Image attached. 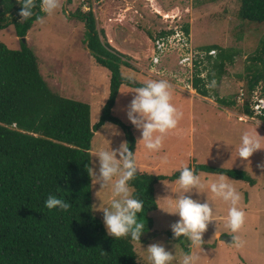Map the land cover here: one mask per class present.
Listing matches in <instances>:
<instances>
[{
	"label": "trees",
	"instance_id": "16d2710c",
	"mask_svg": "<svg viewBox=\"0 0 264 264\" xmlns=\"http://www.w3.org/2000/svg\"><path fill=\"white\" fill-rule=\"evenodd\" d=\"M21 22L18 0H0V29L13 24L20 47L10 49L0 42V264H141L131 237L115 239L107 234L103 218L92 210L91 142L94 132L106 122L119 126L134 153L136 138L132 125L113 114L121 84L141 87L144 84L122 75L121 67H131L125 57L107 41L98 29L94 12L77 7L70 16L84 23L85 42L95 61L109 71L108 96L101 114L91 123L90 105L86 101L60 95L52 90L41 74L36 55L26 40L36 15ZM238 16L248 21L264 22V0H239ZM184 28L188 30L187 23ZM218 48L208 82L218 80L224 64L232 62L234 54ZM258 61L246 69L250 80L246 85L244 110L251 113L248 100L259 82L264 83V36L258 52L251 58ZM215 68V71H214ZM215 80V81H216ZM193 85L202 95H208L205 82L194 77ZM264 91V86L262 85ZM220 104L234 101L216 97ZM264 121V117L261 118ZM190 167V166H189ZM143 169L129 181L133 196L144 202L138 218L145 222L142 241L148 238L150 213L157 209L155 186L161 180H176L180 169L167 174ZM191 168V167H190ZM196 173L224 174L254 184L245 171L208 164H196ZM55 196L71 204L68 211L47 209L45 201ZM172 240L186 249V237ZM185 242V243H184Z\"/></svg>",
	"mask_w": 264,
	"mask_h": 264
},
{
	"label": "rangeland",
	"instance_id": "374dc122",
	"mask_svg": "<svg viewBox=\"0 0 264 264\" xmlns=\"http://www.w3.org/2000/svg\"><path fill=\"white\" fill-rule=\"evenodd\" d=\"M144 2L145 0H60V7L58 9L51 15L45 13L42 16L45 21L43 24L38 23L37 20L34 21L32 27L28 31L26 40L36 55L39 70L47 81L48 86L60 95L69 98L78 99L79 97H76L77 93L80 96L79 99H84V101L92 100L94 96L98 98L100 91L94 90V96H92L93 94L89 88L92 83L91 77L96 75L93 67L99 65L95 62V59L92 60V55L89 54L90 52L87 50L88 48H86L87 45L86 47L84 46V23L70 15L77 7H80L82 11L91 9L94 12L95 19H97V28L101 27L100 19H106L107 16H109V20L111 18H116L115 20L120 18L125 25L130 22L131 15H135L136 19H133L132 23L138 28L144 29L150 35H153L166 27V22L161 19V16L156 14L153 10L155 8L150 6L149 1ZM153 3L160 9L159 12L172 9L180 12L182 20L188 25L189 38L193 46L209 50L204 48V46L216 44L223 49H230L233 52V61L224 64L222 76L218 80L213 79L216 80V87H208L207 89L208 96H211L218 104L220 103L215 99L217 96L223 97L229 101H234L238 87L243 86L245 89L250 80V73L246 68L251 64H255L258 67V61H253L251 58L257 54L259 44L264 36V22L248 21L240 18L238 16L239 0H155ZM84 5H86L88 9H84ZM160 5L161 7H159ZM0 42L4 43L10 49H17L20 47L19 38L15 34L13 24H9L0 29ZM137 43L139 45L138 41ZM139 47L142 49L141 46ZM215 49L217 56L219 49ZM214 60L215 59H213V62ZM175 61V54H172L169 59L164 60L163 66L166 67V71L176 67ZM145 62L146 65L149 63L146 57ZM63 66H66L68 71L73 70L81 75L79 81L73 82L74 84L72 85L70 81H68L69 78L65 77V79H62L61 74L63 73ZM209 66L213 69V63ZM132 68L135 70L134 66ZM127 71L131 72V70ZM126 74L129 75L128 72H125V75ZM143 75L146 76L147 74ZM164 77L170 80L168 76H162V78ZM97 79L104 80L101 76H98ZM131 79L135 81L134 78L131 77ZM211 82L209 81L208 84ZM94 84L95 86H100L101 82L94 81ZM258 84L264 86L262 82ZM179 91L181 92V90ZM102 106L91 102L90 107L92 108H90V113L95 122L98 121ZM181 106L185 105L182 104ZM226 106L232 110H236L238 114L241 112V106L236 102L231 106ZM123 109H125L123 105L120 107L116 106L113 109V114L118 116L125 123L133 126V133L137 140L138 138H142L141 131L136 129L128 119V116L122 113ZM236 117L237 116H233L234 120L237 122L238 119ZM187 120V117L183 113V117L179 121L177 127H179L180 124L184 126ZM208 121L210 122L208 123ZM222 122L224 123L221 118L218 120L215 118L211 119L207 114H204L203 117H196V126H203L205 129L209 127L206 129V132L203 129L199 132L200 135L198 136L200 137L195 145V150L198 151L197 155L187 159L185 149V146H187L186 141L176 142L177 144L180 143L179 147H176L172 153L166 155V162L164 160L162 168L164 172L183 168L185 164L194 168L196 161H198V163L201 164L245 170L256 182L255 188L251 189L253 196L251 204H248L249 198L243 184L244 180L234 179L225 175L238 191L241 189L240 195H242L243 199L240 200L239 207L246 212V220L244 226L239 232L234 233V235L240 236L242 241L243 238L245 239V249L238 250L233 244L234 240L225 241L219 239L217 243L219 245H224L222 247L214 244L216 243V239L213 237L212 232L216 229L217 225L220 226L224 236L229 237L233 235L230 228L226 227L225 222L227 214L223 212L214 213L216 221L208 225L207 231L203 234L204 243L201 248L192 249L190 247V241L189 244H185V248L188 249L189 252L194 250L200 255L199 264H264V169L258 166L264 163V149L259 150L258 153H254L249 160H241L238 158V152L233 155L230 152H224L221 146L223 143L225 144L221 139L223 135H221L220 132L222 133V131L219 132L217 130L222 128ZM238 122L242 126L240 125V128H237V131L231 134V143H237L235 144V146H238L237 149L242 143L241 136L245 132L244 129H246L243 123H247L248 126L256 125L252 121L239 120ZM108 124L119 130L121 135L118 131L107 130L108 134L104 136L109 137L110 143L106 144L107 140L105 141V138L99 137L100 133H95V136L92 138L90 152L92 161H95V163H92V167H94L97 172L99 170V158L93 156L94 153L100 149H117L120 144L125 141L123 130L113 123L108 122ZM260 126H262L261 124H259L258 127L264 129V126ZM201 132H205L208 138H212L213 134L211 133L214 132V136L208 142V139L201 136ZM101 140H103V145L100 143ZM172 140L173 138L171 139V136L165 135L163 147L159 151H152L150 158H160L164 155L166 153L164 151L165 146L172 143ZM203 142L205 144H203ZM138 150V160L144 157L147 159L149 158L150 152L148 153L146 151V147L140 145ZM140 162L141 164H146L144 161ZM198 174L201 175L204 180L206 179L205 176L208 177L207 181H215L220 175L217 173L210 174L204 171H200ZM165 183L159 182V187L164 190L162 192H155L157 205H160V207L149 214L152 222H150L148 238H146L145 241L140 240V242H135L136 251L139 255L141 264H151V261L148 259L149 254L146 250L148 246L153 243H162L166 250L171 251L173 255L177 254V259H179L181 253H186L181 244L172 240L170 237V234H173L170 226L178 221L180 217L178 214L168 213L175 211L174 197L178 198L179 195H183V192L177 185L176 192L172 193L171 188L173 182L165 181ZM99 189L100 185L97 184L92 186L91 181L92 197L94 203L97 205L102 203L96 196V192L99 191ZM202 191L205 192L204 189H202ZM172 195L174 196L173 199L171 197ZM185 195L191 196V198L199 200L201 203L207 202L208 199V196L205 197L202 192L198 193L195 190L190 193H185ZM100 197L105 206H108L113 198L109 190L101 192ZM209 202L213 204L214 210L218 209L224 211L230 207L228 203L215 196ZM243 203L246 204V206H243ZM96 212L103 218L102 212ZM172 264H177V261L174 260Z\"/></svg>",
	"mask_w": 264,
	"mask_h": 264
},
{
	"label": "clouds",
	"instance_id": "9594fccd",
	"mask_svg": "<svg viewBox=\"0 0 264 264\" xmlns=\"http://www.w3.org/2000/svg\"><path fill=\"white\" fill-rule=\"evenodd\" d=\"M18 3L22 4V9L18 13L21 22L28 21L34 15L33 9L37 7L35 0H18ZM59 7L60 0H41L39 6L41 12L48 15ZM36 16L38 23L45 22L42 16ZM207 87L215 88L216 81L213 80ZM171 88L172 85L166 80L149 79L144 81L143 86L133 91L136 95L128 105L127 116L136 129L141 131L142 138H138L137 146L143 145L150 151H159L163 147L165 135L178 126L183 113L172 103ZM105 127L114 128L110 125ZM241 140L238 148V158L241 160H249L255 152L264 149V136L257 131H245ZM93 156L99 158V170L97 172L94 167H88L87 170L92 186L100 185L96 196L102 203L99 205L94 203L92 210L103 213V221L109 236L115 239L130 236L132 241L140 242L146 225L143 219L138 218V214L144 211V202L134 198V189L129 184L138 172H143L137 164L136 155L130 151L128 142L123 141L119 148L100 149ZM258 166L264 169V163ZM176 183L183 195L174 199L175 211L168 212L178 214L180 217L170 226L174 238L186 237L192 249L201 248L204 243L203 234L207 231L208 225L216 221L214 207L209 199L201 203L185 195L193 190L201 193L202 189L208 188L215 197L230 205L225 223L232 233L239 232L244 226L246 212L239 207L241 195L225 175L220 174L217 180L205 182L194 168L185 164ZM105 190H109L113 197L108 206L104 205L100 197V193ZM45 207L50 210L59 208L68 211L71 204L50 195L45 201ZM232 236L233 244L237 248L243 247L244 242L240 236ZM146 251L151 264H172L174 260L177 264H199L200 261V255L194 250L181 253L177 259V254L173 255L171 251L166 250L162 243L150 244Z\"/></svg>",
	"mask_w": 264,
	"mask_h": 264
},
{
	"label": "crops",
	"instance_id": "0c3cea01",
	"mask_svg": "<svg viewBox=\"0 0 264 264\" xmlns=\"http://www.w3.org/2000/svg\"><path fill=\"white\" fill-rule=\"evenodd\" d=\"M148 1L150 2V6L155 8V9H153L155 12L157 10L158 11L160 10V9H158L157 5H155V3H153V1L155 2V0H145V2H148ZM159 7H161V5ZM172 10L174 11V9H172ZM168 11L170 12V10H168ZM168 11H162V12H168ZM115 19L116 18H111L109 20V16H107L106 19L105 18H103L102 20L100 19L101 27L98 29H102L104 31L105 37H106L107 41L109 42V44L111 45V47H113L116 51L120 52L121 54L126 55V56H124V59H126L125 57H128L127 61L131 64V67H121L122 75L124 76L125 72H128L129 75L126 74L125 76L130 77V78L132 77L135 79L136 82L142 83V84H144L145 80H149V79H151V80H166L169 84L172 85V88H171V92H172V96H173L172 103L179 110H181L188 119L184 126L182 124H180L179 127H176L175 129L169 130V132L166 134V136H171V139L173 138V140H172L173 142L170 143L169 145L165 146L164 151L166 153L164 155H162L160 158L159 157L158 158H156V157L150 158V154L152 151H150L146 148V151L148 153L150 152L149 158L147 159L146 157H144L143 159L138 160L139 146H137V138L135 137L136 138V147H135L134 154L136 155V161H137L138 166L143 167V168H148L152 171L163 173V174L169 173V172H164L163 171L164 169L162 168V166H163V162L165 160L166 155H169L170 153H172V151L176 147L177 148L179 147L180 143L177 144L176 142L186 141L187 146H185V149H186L187 159L195 157L197 155V152H198L195 150V145L198 142L197 141L198 138L200 137V136H198V135H200L199 132L202 131V129L206 132V129L209 128L208 127L205 129L203 126H201V127L196 126L195 125V118L196 117H203L204 114L209 115V117L211 119L215 118L216 120H218L221 118L224 121V123L222 122L223 123L222 128L217 129L219 132L222 131V133L220 132V134L223 135L221 137V139L223 142H225V144L223 143V145H221V146L223 147L224 152H230L232 155L236 154L238 152V149H237L238 146H235V144H237V143H233V142L231 143V139H232L231 134L236 132L237 128H240V125H241L238 122L239 121L238 112L236 110H232L231 108H228V106H226V104L216 103L211 96L202 95L201 93L197 94L198 92L192 93L190 91L181 90L177 87V85L174 83V81L171 80L170 78H169L170 80H167L166 79L167 77L158 78L155 76H151L147 70L148 69V63H147V65L145 64L146 63L145 57L147 60H149V57L152 53V38H153L154 34L150 35L144 29L138 28L137 26H135V24L132 23L133 19H136L135 15H131L130 22L127 21L128 23L125 25L123 24L122 19H120V18H117V20H115ZM96 22H97V19H96ZM96 25H97V23H96ZM28 31H27L26 37L28 35ZM137 41L139 42V45H138ZM84 46L86 47V42H85ZM139 46H141L142 49ZM91 58H92V60H94V58L92 56H91ZM92 63H93V61H92ZM98 65L99 66L93 67L94 71L96 73V75H95L96 77L94 75L91 77L92 83L90 82L91 85H90L89 89H90L92 94L94 93V90L100 91V94H99L98 98H96V96H94V94H93L92 96H94V98H92V100L90 99L89 101H86L90 104V106H91V102L96 103V105L99 104L100 106H102L104 104L107 96H108L109 71L107 68L103 67L102 65H100V64H98ZM133 66H134L135 70H133V68H132ZM62 68H63V73L61 74L62 79H65V77L69 78L68 81H70V83L72 85L74 84L73 82L79 81V78L81 77V75L77 74L73 70L68 71L66 66H63ZM127 70H131V72H129ZM143 74H147V75L145 76ZM98 76H101V78L104 80H98L97 79ZM82 78H84V77H82ZM94 81H96V82L100 81L101 82L100 86H97V85L95 86ZM135 88H137V87H133V86H130V85L125 84V83L121 84V86H120L118 96H117L116 101H115L114 108L116 106L120 107L121 105H123L125 109H123L122 113L125 116H127L128 105L130 104L133 97L136 95V93L133 92L135 90ZM179 90H181V92ZM101 91H103V92H101ZM76 97L80 98L78 93L76 94ZM194 97H196V98H194ZM79 98L77 100L84 101V99H79ZM220 98H223V97H220ZM73 99H75V98H73ZM182 104H184L185 106H181ZM231 105H233V104H230V106ZM90 108H92V107H90ZM90 112H91V109H90ZM233 116H237L236 117L238 119L237 122L234 120ZM90 118H91V123L94 124L95 121L92 119L91 113H90ZM209 122L210 121H208V123ZM243 124L246 127V129H244L245 131H253V132L257 131L261 136H264V129H261L258 127L259 124L262 125L260 127H263L264 121H259V123H258V121L254 122V124H256V125H249L248 126L247 123H243ZM106 125H109L108 122H106L97 131H95L94 136H95V133H97V132L100 133L99 137H103V139L105 138V141L107 140L106 144H108V143H110L109 137L104 136L105 134L106 135L108 134L107 130L118 131L120 133V135H121V132L119 130H117L115 127L114 128H106L105 127ZM132 128H133V126H132ZM205 132H201V134H202L201 136H204V138L208 139V142H209L213 138L214 132L211 133V134H213L212 138L206 137L208 135ZM172 135H173V137H172ZM102 141L103 140H101L100 143L103 145ZM203 144H205V143L203 142ZM258 151L255 153H258ZM173 158H175V157H173ZM140 161H144L146 164H141ZM92 163H93V161H92ZM196 164H201V163H198V161H196ZM172 170H170V172ZM199 172L200 171H198L197 174ZM203 174H206V173H203ZM205 178H206L205 182H209V181H207L208 177L205 176ZM177 180L178 179H176V180H161L159 182H161V183L165 182V181L173 182L172 188H171L172 189L171 192L173 193V192H176V188L178 187L177 186L178 184L176 183ZM159 182L155 186V192H158V191L162 192L164 190L163 188L159 187V185H158ZM243 184H244V187L246 188V191L248 193V198H249L248 204L249 203L251 204L252 197H253L252 193H251V189L255 188L256 182L252 185V184H249L248 182L244 181ZM240 190L241 189H239V191L238 190L237 191L240 193ZM204 191L205 192H203L201 190V192L203 193V195L205 197L208 196L209 201L214 198V194L211 193L210 189L205 188ZM171 197L173 198L174 196L172 195ZM174 199H176V198L174 197ZM208 199H207V201H208ZM242 199L243 198L241 195V200ZM174 203H175V201H174ZM248 204H247V206H248ZM242 205L246 206V204H244V203ZM158 206L160 207V205H158ZM158 206H157V209L159 208ZM220 212L227 214L228 209H226L224 211H220L218 209L214 210L215 214L220 213ZM212 235L216 239V241H215L216 243H214L215 245L217 244V246H219V247L224 246V245H219L217 243L218 240L220 239L219 237L221 235H223V232L221 231V228L219 225H217L216 229L212 232ZM233 235H234V233H233ZM230 237H232V236H230ZM230 240H233V239H230ZM243 242H244L243 247L237 248L238 250H244L245 249V239L244 238H243ZM226 243H228V242H226Z\"/></svg>",
	"mask_w": 264,
	"mask_h": 264
},
{
	"label": "built area",
	"instance_id": "2783aa9c",
	"mask_svg": "<svg viewBox=\"0 0 264 264\" xmlns=\"http://www.w3.org/2000/svg\"><path fill=\"white\" fill-rule=\"evenodd\" d=\"M88 9L84 5V9ZM156 14L166 22L163 29L156 32L152 38V53L149 57L148 72L151 76H168L177 87L184 91L196 93L197 89L193 85L194 77H199L205 82L207 87V74L210 71V64L216 57V49H200L191 44L188 30L184 28L186 22L182 20L179 11L159 12ZM172 54L176 55L175 68L166 71L163 66L165 59H169ZM164 67V68H163ZM199 93V92H198ZM246 88L239 86L235 94V102L241 106L238 119L242 121H263L264 117V91L262 85L257 84L248 100L251 113L244 110L246 102Z\"/></svg>",
	"mask_w": 264,
	"mask_h": 264
},
{
	"label": "water",
	"instance_id": "95a60500",
	"mask_svg": "<svg viewBox=\"0 0 264 264\" xmlns=\"http://www.w3.org/2000/svg\"><path fill=\"white\" fill-rule=\"evenodd\" d=\"M219 238H220V239H223V240H225V241L232 239V237H230V236L227 237V236H224V235L220 236Z\"/></svg>",
	"mask_w": 264,
	"mask_h": 264
}]
</instances>
